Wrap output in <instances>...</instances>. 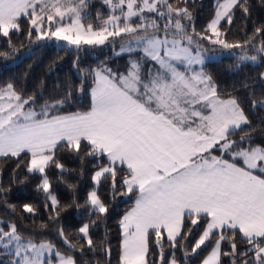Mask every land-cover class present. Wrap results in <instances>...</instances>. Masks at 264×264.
I'll return each mask as SVG.
<instances>
[{
  "label": "snow or ice",
  "instance_id": "obj_1",
  "mask_svg": "<svg viewBox=\"0 0 264 264\" xmlns=\"http://www.w3.org/2000/svg\"><path fill=\"white\" fill-rule=\"evenodd\" d=\"M88 3L0 0V38L13 54V35L25 30L30 42L63 41L77 49L128 37L120 44L121 52H142L130 56L125 72L106 66L90 71L92 106L87 112L59 114L71 93L37 108L35 97L25 98L12 83L0 88V159H15L17 168L26 159L28 176L39 177L36 190L50 202V219H58L64 210L48 176L52 167L66 171L57 152L79 155L84 143V153L96 161L94 185L109 181L114 194L118 172L126 168L119 194L134 195L135 202L120 220V264H181L176 249L180 246L189 255L184 242L201 223L203 231L191 254L209 247L202 264H223L225 256L229 264H264V143L251 135L255 129L242 102L222 98L204 71L208 49L200 43L239 49L237 67L264 62V26L243 42L227 39L237 10L250 17L249 0H214V15L203 33H196L189 7L195 0H102L109 14L98 28L83 22ZM256 37L258 44L253 42ZM0 55L7 59V53ZM260 78L264 80V72ZM79 91H84L83 82ZM250 98L252 108H264V97ZM4 192L0 186V196ZM4 204L15 213L6 197ZM86 204L92 215L109 211L95 188ZM23 211L36 214L31 204L23 205ZM57 232L70 251L86 255L63 228ZM79 234L95 253L90 225L83 224ZM100 244L108 260L111 248ZM152 247L156 259L150 258ZM53 258L55 264H77L51 241H38L16 222L0 220V264H54Z\"/></svg>",
  "mask_w": 264,
  "mask_h": 264
},
{
  "label": "trees",
  "instance_id": "obj_2",
  "mask_svg": "<svg viewBox=\"0 0 264 264\" xmlns=\"http://www.w3.org/2000/svg\"><path fill=\"white\" fill-rule=\"evenodd\" d=\"M189 7L193 13L196 33H203L214 15V0H195V6ZM249 7L250 17L247 19L243 17L241 11H236L233 26L227 37L230 42H243L253 37L256 27L264 26V0H249ZM97 13L100 14V18L97 17ZM108 14L109 9L102 0H89L83 22L91 23L94 28H98ZM253 42L258 44L260 37H256ZM209 46L213 47L212 49L216 48ZM12 47L17 50L15 54L5 39L0 38V53H7V59L0 55V88L12 83L25 98L34 96L37 108L46 101L64 99L68 93H71L70 98L58 110L59 114L90 111L92 106L90 92L93 85L89 73L104 66L113 56V49L108 43L102 47L82 45L75 50L62 41L30 42L26 30L13 35ZM232 51L240 52L239 49ZM237 64V56L224 57L220 61L207 63L204 71L212 76L222 98L233 96L242 102L251 126L255 129L251 135L254 136L256 143H264V108L259 104L256 108H252L250 98L252 94L257 100L264 97V80L260 78V73L264 72V62L244 63L239 67L236 66ZM118 72H121V69ZM82 82L84 91L80 92ZM84 147L82 143V151L79 155L67 150L57 152V158L64 164L65 172L61 173L55 167L48 170L53 194L57 196L61 208L64 209L58 219L54 216L52 219L49 218L53 212L50 202L45 200L42 192L36 190V185L40 183L39 177L28 176L25 169L26 159L19 168L16 167L15 159L6 161L0 159V186L5 189L4 195L0 196V220L16 222L23 232L34 233L38 241L41 239L51 241L63 254L73 255L77 264H85V261L87 264H97V262L120 264L122 245L120 220L134 207L135 202L134 195L119 194L123 191L120 188V180L127 174V169L122 168L118 172V191L115 194L110 188L109 181H103L95 187L92 176L97 170L96 161L84 153ZM26 176L28 179L24 180ZM21 180L24 182L21 183ZM94 188L109 209L107 215L90 214L86 200ZM4 197L7 198L9 205H15V213L5 206ZM46 203H48L47 208ZM25 204H31L36 209L35 216L23 211ZM92 221L95 223L93 224ZM85 223L90 225V235L97 243L95 253L88 251L85 240L79 234V228ZM41 224L46 227L41 229ZM58 228H63L65 236L77 249L83 246L86 255L81 256L78 251H70L68 245L58 235ZM202 231L201 223L193 229L191 236L184 242L189 253L187 257L184 256V249L177 247L176 256L181 264H202V260L209 254L211 250L209 247H203L195 255L191 254V246ZM101 241L111 248V256L108 260L101 251ZM222 247L224 251L229 250L227 244ZM169 251L166 246V258ZM156 257L157 250L152 247L150 258L156 259ZM222 261L223 264H229V258L226 256L222 257Z\"/></svg>",
  "mask_w": 264,
  "mask_h": 264
},
{
  "label": "rangeland",
  "instance_id": "obj_3",
  "mask_svg": "<svg viewBox=\"0 0 264 264\" xmlns=\"http://www.w3.org/2000/svg\"><path fill=\"white\" fill-rule=\"evenodd\" d=\"M102 24H103V22L101 23V25ZM194 38H196V37H194ZM127 39H128V37H117L115 39V41H113L112 38H110V40L105 43V45L107 43L111 45V48L113 49V56H112V58L109 59V61L104 66L111 68L114 72H118V70L121 69V73H122V72H125L126 68L129 65L130 56L132 58H137L138 56L142 55V52H140L139 49H136L131 54H129L127 52H123V53L121 52L120 44L122 41L127 40ZM63 43H67V42H63ZM200 43L203 45L204 48L208 49L204 66L207 63L220 61L224 57L238 56V55L242 54L240 52H235L232 50L220 49L218 46L216 48L212 49L213 47L209 46L210 44H208L206 41H203V40L200 41ZM105 45H103V46H105ZM99 47H102V46H99ZM258 63H256V64H258ZM250 64H252V63H250ZM122 239H123V235H122ZM53 261L55 264V258H53Z\"/></svg>",
  "mask_w": 264,
  "mask_h": 264
},
{
  "label": "water",
  "instance_id": "obj_4",
  "mask_svg": "<svg viewBox=\"0 0 264 264\" xmlns=\"http://www.w3.org/2000/svg\"><path fill=\"white\" fill-rule=\"evenodd\" d=\"M66 45H67L69 48H71V49L78 50L75 46L69 45L68 43H66Z\"/></svg>",
  "mask_w": 264,
  "mask_h": 264
},
{
  "label": "crops",
  "instance_id": "obj_5",
  "mask_svg": "<svg viewBox=\"0 0 264 264\" xmlns=\"http://www.w3.org/2000/svg\"><path fill=\"white\" fill-rule=\"evenodd\" d=\"M123 240V239H122Z\"/></svg>",
  "mask_w": 264,
  "mask_h": 264
}]
</instances>
